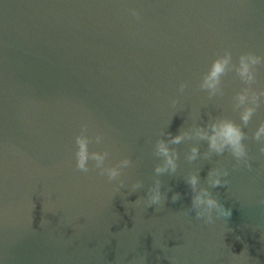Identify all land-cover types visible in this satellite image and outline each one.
Wrapping results in <instances>:
<instances>
[{
  "label": "water",
  "instance_id": "water-1",
  "mask_svg": "<svg viewBox=\"0 0 264 264\" xmlns=\"http://www.w3.org/2000/svg\"><path fill=\"white\" fill-rule=\"evenodd\" d=\"M224 50L234 62L264 56V0H0V264H264V155L252 139L264 98L243 128L251 170L228 152L203 159L207 143L192 140L170 146L174 175L154 173L161 133L210 118L241 124L233 97L246 85L234 72L223 96L199 89ZM252 87L264 90V66ZM84 123L104 136L89 149L108 150L106 166L133 161L120 193L97 171H77ZM193 146L201 157L188 162ZM214 168L229 172L228 185L209 191L232 215L205 224L185 214L184 178L199 172L208 188ZM156 178L167 202L137 205ZM137 180L143 187L129 195Z\"/></svg>",
  "mask_w": 264,
  "mask_h": 264
},
{
  "label": "clouds",
  "instance_id": "clouds-1",
  "mask_svg": "<svg viewBox=\"0 0 264 264\" xmlns=\"http://www.w3.org/2000/svg\"><path fill=\"white\" fill-rule=\"evenodd\" d=\"M133 17L139 19V14L135 10H130ZM259 66H264V56L256 55L253 52H246L238 57V61H233V54L230 50H224L218 54L212 61L208 71L201 77L199 89L208 94V98L223 96V77L229 72H234L236 76L246 85L240 92L233 97V110L239 111L241 124H236L228 118L209 119L203 126H193L187 131L180 130L179 134L172 136L171 133H161L162 137L157 139L154 146L153 155L160 158L161 162L155 166L154 173L156 177L168 174L174 175L179 167V153L170 146L180 145L185 141H204L207 143V151L202 154L203 159L208 160L213 155H223L228 152L236 161V166H244L252 169L248 150L244 143L248 139L243 131L252 120L253 116L260 108L264 90H255L252 86L257 83V71ZM187 83H181L178 92L183 95L188 88ZM180 103L179 99L171 100V107L175 109ZM102 134L94 136L89 135V126L87 123L81 125L79 134L75 136L76 151L74 153L77 171L87 174L90 171H97L100 177H107L109 183L116 182L113 187V193H120L125 187V182L121 179L124 171L133 167V161L130 158H123L115 165L106 166V161L110 157L108 150L90 151V144L100 145L104 142ZM252 139L258 142L261 147L259 152L264 155V122H261L257 130L253 133ZM201 157L198 147L193 146L186 155L188 162L196 161ZM90 162H92L90 166ZM229 172L225 169L214 168L208 172L206 183L208 188L200 186L199 172L190 173L184 178L185 184L191 193V206L187 213L194 212L197 220H203L205 224L214 223L215 219L231 217L232 210L225 208L224 204L213 196L209 188L226 187L228 185L227 177ZM143 187V182L137 180L131 184L129 195L136 193ZM162 181L154 179L153 185L148 188L147 199L138 197L135 203L137 205L144 203L146 208L153 206H162L168 200L167 192H162ZM171 191V189H168ZM182 199L179 192L171 196V202L176 203ZM264 204V201H261ZM158 210V209H157Z\"/></svg>",
  "mask_w": 264,
  "mask_h": 264
}]
</instances>
